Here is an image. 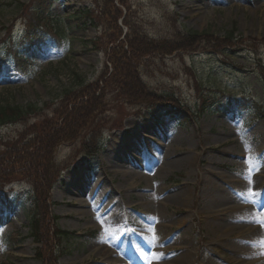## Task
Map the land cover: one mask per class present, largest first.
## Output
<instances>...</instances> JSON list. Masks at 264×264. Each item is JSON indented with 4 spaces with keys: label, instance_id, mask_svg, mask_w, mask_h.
I'll use <instances>...</instances> for the list:
<instances>
[{
    "label": "rangeland",
    "instance_id": "374dc122",
    "mask_svg": "<svg viewBox=\"0 0 264 264\" xmlns=\"http://www.w3.org/2000/svg\"><path fill=\"white\" fill-rule=\"evenodd\" d=\"M16 1L0 0V56L11 53L0 103L36 110L0 126V172L11 174L0 190V264H125L129 231L143 237L149 264H264V0H116L119 30L103 10L97 27L85 24L79 13L94 0ZM41 11L68 34L26 50L27 29L50 21L37 20ZM127 20L156 41L184 37L188 46L142 58L139 73L186 116L157 122L115 83L120 44L111 38L126 37ZM69 110L88 123L55 134L52 178L20 157L9 163ZM98 140L91 158L86 143ZM29 212L40 216L37 235Z\"/></svg>",
    "mask_w": 264,
    "mask_h": 264
},
{
    "label": "trees",
    "instance_id": "16d2710c",
    "mask_svg": "<svg viewBox=\"0 0 264 264\" xmlns=\"http://www.w3.org/2000/svg\"><path fill=\"white\" fill-rule=\"evenodd\" d=\"M102 1L103 3L101 2V0H94L96 8L86 9L82 14L87 18L88 23L92 22V24L97 27V16L99 17L100 11L103 10V14L109 19V25L114 24L115 28L119 30L120 26L118 25V23L112 21L113 14L115 13L114 20H116V12H119V9L117 8L118 6H116V0ZM126 3L127 1L121 2V4H124V7H126L127 10H130V6H126ZM129 12L130 11H128L127 14H129ZM47 16L48 15H46L44 11H41V13H37V20L40 21V19H50ZM50 22L51 20L46 24H42L40 26L39 24L37 25L43 31H46L47 29L45 27L49 26ZM125 24L130 29V31H128L126 34V37L120 39V33L118 32L113 36V38H111V43H113L114 41H119L120 44V53L117 54V57L111 55L112 60H114V68L116 70L115 83L122 88V85H124V95L126 96V98L130 101L133 100L135 104L146 105V107L151 109V115L155 118H160L165 114L171 113L172 111V113L181 112L182 115L186 116V112L184 111V104H182V102H180L173 95L158 94L155 91L150 90L148 86L143 82L139 73L142 58L149 57L153 54H158L159 52H172L177 48L188 46V44L183 43L184 37L181 36L180 32H178L172 39L163 38L156 41L155 39L150 38L148 35H145L139 26L129 23L128 20L125 22ZM43 31H38V28H36L35 38H38L39 40L43 39ZM56 33L64 34V31L61 32V29L57 27ZM205 34L208 33H190V35L195 36V38L201 37ZM123 41L125 42V44L123 43ZM193 43L194 41L192 39L189 44ZM72 100H76L75 97ZM35 105L36 104L34 103H29L24 106L11 103H0V126L14 124L21 119L28 117L32 113H35ZM86 123H88V120H82V115L76 110L65 111L63 113V118H61L58 123L55 124V127H52L47 131V134L42 137V141L40 143H37L36 146H33V150H24V145L20 147L19 144L15 151L16 153H18L17 156H9V163L15 164L16 159L20 157V162H26L28 165H35L36 175H38V173L45 172L46 174H50L49 176H47V178H52L55 170L57 169L53 167L55 165L54 160H52L53 158L51 151L54 143L57 142L55 134L63 130L62 125H69L74 127L85 126ZM99 142L100 140H98L97 142L89 141L86 143V154L88 156L94 154L96 147L99 146ZM0 175H2L0 177V190H3L6 187L5 178L10 177L11 174L9 172L1 171ZM32 200L34 201L35 205H39L40 201L39 199H37L35 194L34 197L32 196ZM29 215L31 231L33 232V234L35 233V235H37L39 234L38 229H40V216L39 214H36V212H29ZM57 235L61 237H67L68 233L66 231L59 230Z\"/></svg>",
    "mask_w": 264,
    "mask_h": 264
},
{
    "label": "bare ground",
    "instance_id": "6f19581e",
    "mask_svg": "<svg viewBox=\"0 0 264 264\" xmlns=\"http://www.w3.org/2000/svg\"><path fill=\"white\" fill-rule=\"evenodd\" d=\"M167 157H169V155H167ZM169 164H176V162L175 161H171V163H169ZM77 168L75 169L74 168V170H72V171H70V172H68L67 174H66V180H67V182H69L68 184H71V183H73V179L74 178H78V176H77ZM73 206H76V205H73ZM223 205H221L220 207H222ZM236 208H238V209H243V210H247L248 212H250V208H249V206H247V205H239V206H236ZM215 212V211H214ZM219 212V211H218ZM236 217H240V216H236ZM159 239H160V237H159Z\"/></svg>",
    "mask_w": 264,
    "mask_h": 264
}]
</instances>
